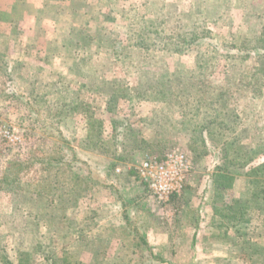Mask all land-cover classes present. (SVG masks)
<instances>
[{
    "label": "rangeland",
    "instance_id": "rangeland-1",
    "mask_svg": "<svg viewBox=\"0 0 264 264\" xmlns=\"http://www.w3.org/2000/svg\"><path fill=\"white\" fill-rule=\"evenodd\" d=\"M99 2L0 6V264H264V0Z\"/></svg>",
    "mask_w": 264,
    "mask_h": 264
},
{
    "label": "built area",
    "instance_id": "built-area-1",
    "mask_svg": "<svg viewBox=\"0 0 264 264\" xmlns=\"http://www.w3.org/2000/svg\"><path fill=\"white\" fill-rule=\"evenodd\" d=\"M189 170L183 153L170 151L161 161L144 158L138 166V173L151 193L161 202L170 195L178 194Z\"/></svg>",
    "mask_w": 264,
    "mask_h": 264
},
{
    "label": "crops",
    "instance_id": "crops-1",
    "mask_svg": "<svg viewBox=\"0 0 264 264\" xmlns=\"http://www.w3.org/2000/svg\"><path fill=\"white\" fill-rule=\"evenodd\" d=\"M73 1H75V0H0V6L5 8L6 9L5 11H7V9H8V11H10V13H12V11L10 9L14 7V16H15V18H17V16H21L22 19H25L26 17H28V20L25 21V22L28 25L30 24V26H32V24L35 25L36 23L38 25L39 22L38 21H33L30 16H32L33 13L36 10L41 9V8H44V10H45V8H48L50 6H56V7L58 6L59 7V9H58L59 12L58 13L63 11V14H66V15L80 14L81 8H79L77 11L72 9L73 7L76 9L75 6L71 5ZM81 1L89 2V3L93 4V5H95V8L104 11L103 7H105V6H101V3L99 2L100 0H94L93 2L91 0H81ZM44 17H42V23H43V21L47 20V18L46 17L44 18ZM119 170H120L119 168H116V171H119ZM191 175H193V174L189 173L188 179L191 178ZM138 176H139V174H138ZM139 178L141 179L140 176H139ZM142 182H143V180H142ZM143 185L148 188V186L146 185L145 182H143ZM124 190H129L132 193V195H131V197H132L133 195L138 193V191L140 190V184L137 183L136 181L132 180L129 183V185H127L124 188ZM131 197H130L129 203H130V205H134L135 202L133 201V199H131ZM156 200H158V199L156 198ZM158 201L161 202L160 200H158ZM77 222H78V227H79L82 223H86L88 221L86 219H84V218H81V219H78ZM79 232H81V231L78 230L77 232H75V235H78Z\"/></svg>",
    "mask_w": 264,
    "mask_h": 264
},
{
    "label": "trees",
    "instance_id": "trees-1",
    "mask_svg": "<svg viewBox=\"0 0 264 264\" xmlns=\"http://www.w3.org/2000/svg\"><path fill=\"white\" fill-rule=\"evenodd\" d=\"M261 38H262V40L264 41V34L263 35H261ZM264 45H261V47H263ZM186 90H188V89H186ZM188 92H191L192 94H193V92L191 91V90H188ZM195 92H196V96L197 97H201L200 95H199V93L200 92H202V90L201 89H199V90H195ZM161 93V92H160ZM189 101L186 99L185 100V104H190V103H188ZM178 105V104H177ZM112 171H113V167H112V165L108 168V170H107V172H108V175H112ZM110 173V174H109ZM175 196V195H174ZM174 196H172L171 198H173ZM83 227V226H82ZM81 230V229H80ZM63 264H66V259H64L63 260Z\"/></svg>",
    "mask_w": 264,
    "mask_h": 264
}]
</instances>
